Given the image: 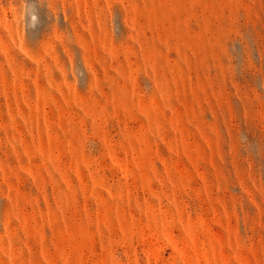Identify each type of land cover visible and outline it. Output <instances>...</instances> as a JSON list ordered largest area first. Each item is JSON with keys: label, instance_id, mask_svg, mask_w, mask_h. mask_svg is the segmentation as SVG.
<instances>
[{"label": "rangeland", "instance_id": "obj_1", "mask_svg": "<svg viewBox=\"0 0 264 264\" xmlns=\"http://www.w3.org/2000/svg\"><path fill=\"white\" fill-rule=\"evenodd\" d=\"M0 264H264V0H0Z\"/></svg>", "mask_w": 264, "mask_h": 264}]
</instances>
